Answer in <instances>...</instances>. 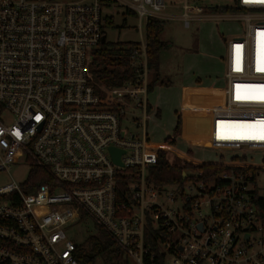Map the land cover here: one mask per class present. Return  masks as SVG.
Masks as SVG:
<instances>
[{
    "label": "built area",
    "instance_id": "obj_1",
    "mask_svg": "<svg viewBox=\"0 0 264 264\" xmlns=\"http://www.w3.org/2000/svg\"><path fill=\"white\" fill-rule=\"evenodd\" d=\"M199 2L183 0L186 28L237 19L245 30L227 40L225 99L196 125L206 144L190 145L244 155L157 186L147 181L160 146L147 134L146 26L171 19L166 0L105 4L139 18L141 42L128 52L133 78L102 96L92 63L109 17L99 0H0V174L29 165L23 182L0 187V264H83L69 232L87 222L135 264H264V169L246 156L264 153V0H235L227 16ZM33 168L48 181L31 190Z\"/></svg>",
    "mask_w": 264,
    "mask_h": 264
},
{
    "label": "rangeland",
    "instance_id": "obj_2",
    "mask_svg": "<svg viewBox=\"0 0 264 264\" xmlns=\"http://www.w3.org/2000/svg\"><path fill=\"white\" fill-rule=\"evenodd\" d=\"M64 2L77 0H58ZM167 10L164 14L171 17L165 20L162 41L167 43L157 58V67L161 76V81L152 92L149 93V100L155 110L149 113L151 118L147 122V134L151 143L157 148L168 138L176 140L175 146L167 152V160L176 166L184 167L185 156L189 151L193 165L200 167L209 162H217L221 157L230 161L234 156H243L242 152H220L209 148H200L190 145L189 134H195L196 127L190 118L186 123L190 125L189 131H183L176 135L175 130L179 119L182 118L183 100L186 103L195 97L196 93H203L206 90L202 86L214 87L208 92V100L225 99V73L227 69V40L242 34L245 25L237 19L215 20L207 19L193 22L190 28H186L182 18L181 6L183 0H166ZM235 0H200V5L206 7H226L232 8ZM211 14V10L208 11ZM234 12H225L220 15H232ZM103 16L109 17L110 23H105L104 32L106 34L107 55L115 50H124L130 44L141 42V31L139 18L132 12H127L123 8L103 7ZM145 27L142 28V34ZM91 64V61H90ZM106 64L109 69H113L109 57L106 56ZM94 77V76H93ZM93 80L96 82L95 78ZM162 82V83H161ZM204 113L202 112L200 117ZM194 137L191 141L195 145L203 141H198ZM209 146V145H208ZM249 164L254 168H260L263 160V152L247 153ZM194 169H188L190 174ZM29 173L27 163L15 164L9 173L0 174V187L10 183L23 182ZM261 195H264V175L258 182ZM96 230L90 223L78 224L70 236L76 243L84 245V249H89L91 245L86 242L92 237ZM114 257L108 260V257ZM94 264H135L129 257L122 256L119 259L115 253L111 252L96 257Z\"/></svg>",
    "mask_w": 264,
    "mask_h": 264
},
{
    "label": "trees",
    "instance_id": "obj_3",
    "mask_svg": "<svg viewBox=\"0 0 264 264\" xmlns=\"http://www.w3.org/2000/svg\"><path fill=\"white\" fill-rule=\"evenodd\" d=\"M102 5L105 4L109 0H99ZM229 8H213L212 12L214 13H225L229 12ZM111 21H108L110 23ZM165 21L150 18L147 22L146 26V52L148 58V67L152 73V80L149 85V92H152L157 84L160 83L161 76L157 67V58L159 53L165 49L168 45L166 42L162 41L161 35L163 33ZM105 34V32H104ZM106 35V34H105ZM104 43L100 50L95 52L94 61L92 63V74L96 80L95 89L96 93L101 95V86L104 87H113L117 85H122L126 81H129L133 78V70L128 67V52L130 47H138L140 44H130L124 50H113L107 55V47ZM106 56L109 57L111 65L113 69H109L106 64ZM162 83V82H161ZM103 94V93H102ZM102 96V95H101ZM195 98H192V100ZM190 100L186 103L187 109L190 107ZM105 102V100H104ZM193 105V104H192ZM182 129V120L179 119L178 125L176 127L175 133L179 135ZM191 129L190 125L185 122L184 132L189 131ZM196 137V134H189L188 140H192ZM176 140L173 138H168L164 143H162L159 147L158 152V161L155 166L149 169L147 181L151 184H155L157 186H165L170 184H183L185 182L183 178V172L188 169H201L204 171L207 177L212 176L213 174H218L224 170L221 164H212L206 163L200 167H196L193 165V160L191 158V151L188 152L185 156V165L184 167H179L171 164L167 160V151L175 146ZM234 161L238 160V158H233ZM262 168L264 169V161L262 164ZM47 175L45 172L40 169L33 168L29 182L31 183L30 189H36L41 184L46 183ZM122 188H127V184H123ZM149 231H147L148 233ZM87 243L91 245L89 249H84V245L77 246V257L78 260L83 264H94L96 257L100 255H105L108 253H115L116 256L121 259L123 256L122 252L119 251L115 244L106 236L101 233L98 236L89 237L86 240ZM114 257H108V260H112ZM156 260L162 261L160 256L156 257Z\"/></svg>",
    "mask_w": 264,
    "mask_h": 264
},
{
    "label": "crops",
    "instance_id": "obj_4",
    "mask_svg": "<svg viewBox=\"0 0 264 264\" xmlns=\"http://www.w3.org/2000/svg\"><path fill=\"white\" fill-rule=\"evenodd\" d=\"M202 87L206 91L203 93L197 92L195 97H194L195 99L192 100V102L190 103L191 106L188 107V109H187L186 100H185L186 98L183 100V105H182L183 112H182V118H181L182 129H184L185 122L187 121L188 118H190V120L193 121V124L196 127L197 123L200 122L199 117H200L201 113L206 112L207 109L214 103V100H211V101L208 100V98H209L208 92H211L212 90H214V87H212V86L207 87L205 85ZM149 104H150L151 111L153 113V111H155V110L152 108V104L150 103V100H149ZM192 136H193V134H192Z\"/></svg>",
    "mask_w": 264,
    "mask_h": 264
},
{
    "label": "water",
    "instance_id": "obj_5",
    "mask_svg": "<svg viewBox=\"0 0 264 264\" xmlns=\"http://www.w3.org/2000/svg\"><path fill=\"white\" fill-rule=\"evenodd\" d=\"M106 42V36L103 37L102 39V43H105ZM113 156H114V160L116 163L120 164V157H119V154L113 150Z\"/></svg>",
    "mask_w": 264,
    "mask_h": 264
}]
</instances>
